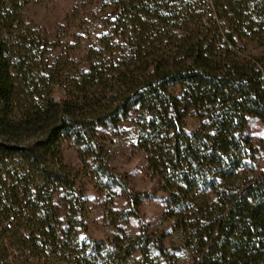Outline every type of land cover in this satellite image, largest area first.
Wrapping results in <instances>:
<instances>
[{
  "label": "trees",
  "instance_id": "trees-1",
  "mask_svg": "<svg viewBox=\"0 0 264 264\" xmlns=\"http://www.w3.org/2000/svg\"><path fill=\"white\" fill-rule=\"evenodd\" d=\"M44 1L0 0V264H264V135L249 132L264 127V0H106L116 17L70 76L75 59L51 64L54 43L25 21ZM125 123L154 191L108 168L102 135ZM85 177L106 240L84 236ZM151 200L177 241L125 233Z\"/></svg>",
  "mask_w": 264,
  "mask_h": 264
},
{
  "label": "rangeland",
  "instance_id": "rangeland-1",
  "mask_svg": "<svg viewBox=\"0 0 264 264\" xmlns=\"http://www.w3.org/2000/svg\"><path fill=\"white\" fill-rule=\"evenodd\" d=\"M28 25L45 33L54 43V51L50 56V63L58 60L75 59V63H66L64 75H75L76 69L84 67V57L95 45L97 38L110 27L109 21L115 19L116 12L109 7L106 0H46L42 3L30 5L24 11ZM191 126L195 123L191 122ZM249 132L256 139L264 135V127L254 122ZM107 154V165L112 174L121 177L127 182L130 192L154 191L158 188L156 181L150 178L147 172L145 154L136 145L138 136L132 124L122 125L119 133L107 132L102 135ZM63 158L66 164L77 170L82 169L80 154L68 144L64 145ZM87 189L89 215L87 220L88 231L85 237L93 240H106L115 228L110 226L112 221L106 217L103 210L97 207L102 196L97 192L89 178H82ZM115 211H130L126 195L114 199L111 204ZM165 206L159 200L147 201L135 211L130 223L124 225L128 235L139 234L143 226L157 232L168 231L171 234L166 244L177 241L171 229V224L164 217ZM105 218V220H103ZM119 227L120 224L116 223ZM132 264V263H131Z\"/></svg>",
  "mask_w": 264,
  "mask_h": 264
}]
</instances>
